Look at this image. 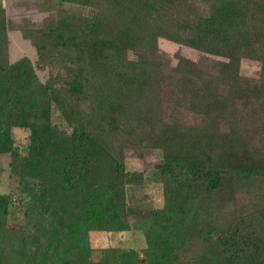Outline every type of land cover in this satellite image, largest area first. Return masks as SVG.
<instances>
[{"label": "trees", "instance_id": "obj_1", "mask_svg": "<svg viewBox=\"0 0 264 264\" xmlns=\"http://www.w3.org/2000/svg\"><path fill=\"white\" fill-rule=\"evenodd\" d=\"M62 1L79 6L20 30L32 63L9 61L0 0V155L17 186L0 192V264H264V0ZM159 37L202 53L172 65ZM151 152L159 207L126 194L146 181L127 156ZM132 228L141 250L93 258L92 231Z\"/></svg>", "mask_w": 264, "mask_h": 264}, {"label": "rangeland", "instance_id": "obj_2", "mask_svg": "<svg viewBox=\"0 0 264 264\" xmlns=\"http://www.w3.org/2000/svg\"><path fill=\"white\" fill-rule=\"evenodd\" d=\"M8 20H10L8 30V58L10 62L27 56L32 63L36 61L37 55L34 47L29 40L24 39L21 35V28H30L41 24L42 20L52 16H58L60 7L75 9L79 5L62 1L59 5V0H1ZM158 47L161 52H165L170 57V63L174 65L177 61V56L182 55L192 60L197 59L202 53L199 50L186 47L177 43H173L165 38H158ZM214 60H225L220 56L205 54ZM56 67H45L36 69V73L41 81L48 79L50 74H54ZM240 73L246 77H258L260 74V63L251 59H242L240 61ZM13 135L18 142L25 141L28 135V130L14 128ZM159 159L156 152L149 153L144 159L136 156H127L125 165L129 170H143L146 176V181L142 187L129 185L126 188L127 200L138 205L151 204L159 207L163 204L162 185L158 181H154L151 176L152 165ZM8 155H0V192L15 193V179L9 174L7 165ZM150 174V175H149ZM19 200H23L21 196ZM244 199V198H243ZM246 198L244 199V201ZM243 201V202H244ZM19 202L16 201L17 205ZM134 218L131 216V221ZM22 224V216L17 209L11 210L8 219V225L11 227ZM91 245L93 247V258L97 259L101 252L100 249L108 246L133 247L141 250L145 246V239L141 231L132 228L129 231H92Z\"/></svg>", "mask_w": 264, "mask_h": 264}]
</instances>
